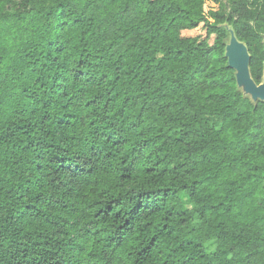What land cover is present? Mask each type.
I'll list each match as a JSON object with an SVG mask.
<instances>
[{
  "label": "trees",
  "instance_id": "16d2710c",
  "mask_svg": "<svg viewBox=\"0 0 264 264\" xmlns=\"http://www.w3.org/2000/svg\"><path fill=\"white\" fill-rule=\"evenodd\" d=\"M224 24L260 83L264 0H0V264H264Z\"/></svg>",
  "mask_w": 264,
  "mask_h": 264
},
{
  "label": "water",
  "instance_id": "95a60500",
  "mask_svg": "<svg viewBox=\"0 0 264 264\" xmlns=\"http://www.w3.org/2000/svg\"><path fill=\"white\" fill-rule=\"evenodd\" d=\"M223 26L229 33L228 41L224 48V56L227 59L228 66L234 70L237 87L252 102L257 100L264 101V69L262 80L257 84L250 74V55L247 46L237 39L233 30L227 24Z\"/></svg>",
  "mask_w": 264,
  "mask_h": 264
},
{
  "label": "rangeland",
  "instance_id": "374dc122",
  "mask_svg": "<svg viewBox=\"0 0 264 264\" xmlns=\"http://www.w3.org/2000/svg\"><path fill=\"white\" fill-rule=\"evenodd\" d=\"M182 35L186 36V37H200L201 39H203V38H205L206 33H205V29L202 27V25H200L196 29L182 32ZM213 39H214V37L211 36L210 42H212Z\"/></svg>",
  "mask_w": 264,
  "mask_h": 264
}]
</instances>
